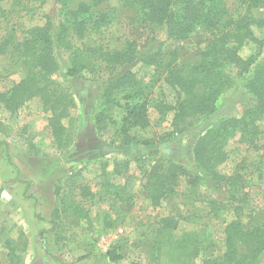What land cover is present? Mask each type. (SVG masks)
I'll return each instance as SVG.
<instances>
[{
	"label": "rangeland",
	"instance_id": "374dc122",
	"mask_svg": "<svg viewBox=\"0 0 264 264\" xmlns=\"http://www.w3.org/2000/svg\"><path fill=\"white\" fill-rule=\"evenodd\" d=\"M120 3L104 0L94 8L82 38L68 40L94 65L100 60L89 50L120 51L134 43L139 58L128 70L148 101V126L134 128L129 135L148 144H124L121 110L103 103L105 83L123 71L101 68L66 78L73 59L55 38L52 53L58 69L51 80L73 100L61 121L68 144L58 146L48 127L49 113L37 99L15 113L0 105V264H212L223 250L224 226L234 214L211 213L210 201L227 204V193L193 169L190 147L216 117L232 116L238 98H220L213 116L192 120L193 128L174 137L172 109L181 95L166 84L163 70L142 65L140 59L161 51L160 58L170 60L173 53L174 66L187 69L200 60L209 35L198 31L188 41H173L163 28L136 22ZM243 6L242 0L229 1L228 14L242 15ZM61 8L59 0H0V43L21 41L48 19L53 33L63 18ZM253 15L261 25L252 30L264 50V8ZM99 17L104 20L94 27ZM256 53L254 44L239 51L244 59ZM227 73L236 81L235 70ZM26 75L16 56L0 54V92L9 91ZM100 113L106 116L103 130L95 123ZM261 130L258 149L239 137L232 139L225 148L227 161L220 167L224 174L235 170L243 176L244 188L233 204L242 208L239 216L246 226L264 223V124ZM169 159L199 180L192 186L181 178L175 195L153 206L144 188L146 174L155 162ZM166 217L177 219L178 225L162 230L160 220ZM112 249L122 256L117 263L108 259ZM259 264H264V252Z\"/></svg>",
	"mask_w": 264,
	"mask_h": 264
},
{
	"label": "trees",
	"instance_id": "16d2710c",
	"mask_svg": "<svg viewBox=\"0 0 264 264\" xmlns=\"http://www.w3.org/2000/svg\"><path fill=\"white\" fill-rule=\"evenodd\" d=\"M229 1L121 0L120 4L134 14L136 22L163 28L173 41H188L198 31L209 35L200 60L187 69L174 66L173 53L169 55L170 60L161 59V51L148 53L140 63L154 66L157 71L163 70L166 84L181 95L172 109L175 112L171 120L174 137L193 128L192 120H207L213 116L220 98H238L232 104V116L216 117L209 127L196 134L190 147V159L193 169L208 178L214 188L227 193V204L210 201L213 216H217L220 210L234 214V219L224 226L223 250L212 264H259L264 252V223L246 226L242 222L239 216L242 208L233 203L239 200L238 195L244 188L243 176L235 170L224 174L220 167L227 161L225 148L232 139L239 137L242 143L258 149L257 142L263 133L264 50L263 42L255 37L252 26L261 25L253 12L264 8V0H242L245 10L236 18L228 14ZM102 2L104 0H59L63 18L53 33L48 19L44 26L33 28L19 42L0 43V54L11 52L27 71L22 81L7 92H0V105L15 113L37 99L43 110L49 113L48 127L60 147L68 144L63 139L65 129L61 121L67 117L73 100L66 89L51 80L58 69L52 53L55 38L73 59V64L65 71L66 78L78 77L85 70L94 74L101 68L123 71L105 83L103 103L121 110L120 133L124 144H148L140 143L129 135L134 128L145 129L148 126V101L128 70L139 58L134 43H127L120 51L89 50L100 60L99 65H94L84 59V50L75 48L68 40L71 36L82 38L92 23L94 8ZM103 20L104 17L97 18L93 26L98 27ZM247 44H254L257 53L244 59L239 51ZM227 69L235 70L236 81L228 75ZM105 119L103 113L96 116L98 130L105 129ZM186 168L173 159L157 161L150 167L144 188L153 206L175 195L181 178L195 186L199 177ZM160 223L162 230H171L178 225V220L166 217ZM107 255L112 263L122 259L114 249Z\"/></svg>",
	"mask_w": 264,
	"mask_h": 264
}]
</instances>
